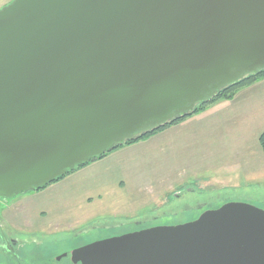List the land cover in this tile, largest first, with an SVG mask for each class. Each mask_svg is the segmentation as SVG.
Segmentation results:
<instances>
[{
  "label": "water",
  "instance_id": "95a60500",
  "mask_svg": "<svg viewBox=\"0 0 264 264\" xmlns=\"http://www.w3.org/2000/svg\"><path fill=\"white\" fill-rule=\"evenodd\" d=\"M263 69L264 0H14L0 10V198ZM27 264H264V210L231 201Z\"/></svg>",
  "mask_w": 264,
  "mask_h": 264
},
{
  "label": "rangeland",
  "instance_id": "374dc122",
  "mask_svg": "<svg viewBox=\"0 0 264 264\" xmlns=\"http://www.w3.org/2000/svg\"><path fill=\"white\" fill-rule=\"evenodd\" d=\"M12 1L0 0V10ZM152 155L151 147L136 154L134 161L138 164L133 174L137 176L126 180L122 189L116 187L114 193L110 188H103L101 197L96 196L94 188L97 179L85 176L80 182L62 179L41 191L23 192L6 200L0 198V223L7 231L18 227L23 237L26 232L36 235L38 229L50 228L45 231L48 237L43 243L18 248L24 260L36 261L31 251L37 247L41 250L40 256L46 258L93 238L103 240L154 226L185 224L196 220L204 211L218 209L231 201H243L264 210V184H244L237 189L218 186L190 191L185 188L177 192V188L173 189L177 183L162 176L164 166L158 165L157 171ZM141 156H146V160H141ZM100 175L107 180L106 173ZM87 194L92 196L87 199ZM203 202L208 204L196 205ZM81 229L86 232L74 238L73 232ZM1 260L0 264H15L8 258L7 263Z\"/></svg>",
  "mask_w": 264,
  "mask_h": 264
},
{
  "label": "crops",
  "instance_id": "0c3cea01",
  "mask_svg": "<svg viewBox=\"0 0 264 264\" xmlns=\"http://www.w3.org/2000/svg\"><path fill=\"white\" fill-rule=\"evenodd\" d=\"M191 115L146 139L113 149L64 179L80 182L92 176L97 179L96 196L101 197L105 187L114 193L116 187L122 189L126 180L137 176L133 174L136 154L151 147L157 171L158 165L164 166L161 174L177 183L173 186L177 192L264 184V149L259 141L264 131V78L239 89L235 97ZM101 173H106L107 180Z\"/></svg>",
  "mask_w": 264,
  "mask_h": 264
},
{
  "label": "flooded vegetation",
  "instance_id": "af4514ba",
  "mask_svg": "<svg viewBox=\"0 0 264 264\" xmlns=\"http://www.w3.org/2000/svg\"><path fill=\"white\" fill-rule=\"evenodd\" d=\"M44 189L45 188L41 190H44ZM41 190H34V191H41ZM34 191H30V192H34ZM196 205L198 207H201V204H196ZM42 229H38L39 231L36 235L30 232H26V235H24L23 237L22 235H20L21 231H19L18 227H16V230L7 231L6 228L2 225V223H0V258L2 259L1 262L3 261L7 263L6 259L8 258L14 261L15 264L37 263L39 261L46 260L50 257L58 256L60 253L70 251L71 249H74V248L82 247V245L93 243V241H96V240H100L99 238H93V240L84 241L82 244L72 246L70 249H65L63 251H59L58 253L48 255V257L46 258H42L40 256L41 250L39 247H37L36 250L31 251L32 253H34L33 258L36 259V261H27L26 259L24 260L18 248L21 246L29 245V244H33L34 246H36L37 244L43 243L44 242L43 239L45 237H48L47 234H45V231H47L50 228H47L46 230L43 229L44 231ZM85 232H86V229H81L76 232H73L74 238L78 239L79 237H81L82 233H85ZM71 236L72 235L70 234L69 237L71 238ZM33 237H36V238L33 239ZM55 241H58V240L56 239ZM49 244H55V243L50 242ZM3 255L7 256L5 257L6 259L3 257Z\"/></svg>",
  "mask_w": 264,
  "mask_h": 264
},
{
  "label": "trees",
  "instance_id": "16d2710c",
  "mask_svg": "<svg viewBox=\"0 0 264 264\" xmlns=\"http://www.w3.org/2000/svg\"><path fill=\"white\" fill-rule=\"evenodd\" d=\"M262 78H264V69L259 71L258 74L248 75L245 79H242V80L236 82V84H232V85L226 86L224 89L220 90V92L217 93L211 101L202 102V104L198 105L193 112H191L189 114H186L185 116H181L180 118L174 119V120L170 121L168 124L163 125V126L159 127L156 130L147 132L146 134L138 136V137H135L134 139L127 140V142L125 144H133V143H135L137 141L146 139L147 137H149V136H151V135H153L155 133H158V131L165 129L169 125L178 123V122H180V120H182V119H184L186 117L192 116L191 114H193V113H197V112L203 111V109H205L206 107H208L210 105H213L214 103H216L218 101H223L225 99H231V98H233V97H235L237 95L239 89H241L243 87H246V86H248V85H250L252 83H255V82L259 81V79H262ZM259 141H260V145L264 149V131L261 133ZM119 147H121V145L117 146L114 149H117ZM107 154H104L101 157H103V156H105ZM101 157L98 158V159H101ZM64 177H66V176L59 177L56 181L62 180V179H64Z\"/></svg>",
  "mask_w": 264,
  "mask_h": 264
}]
</instances>
